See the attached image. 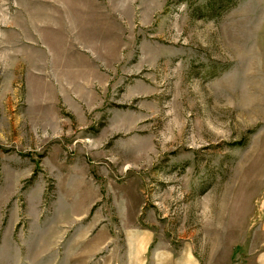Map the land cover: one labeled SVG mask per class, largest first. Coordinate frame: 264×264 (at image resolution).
<instances>
[{
	"label": "rangeland",
	"instance_id": "rangeland-1",
	"mask_svg": "<svg viewBox=\"0 0 264 264\" xmlns=\"http://www.w3.org/2000/svg\"><path fill=\"white\" fill-rule=\"evenodd\" d=\"M0 264H264V0H0Z\"/></svg>",
	"mask_w": 264,
	"mask_h": 264
}]
</instances>
